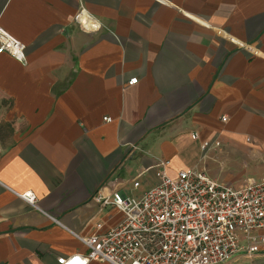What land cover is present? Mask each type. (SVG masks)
Returning <instances> with one entry per match:
<instances>
[{
  "label": "crops",
  "instance_id": "0c3cea01",
  "mask_svg": "<svg viewBox=\"0 0 264 264\" xmlns=\"http://www.w3.org/2000/svg\"><path fill=\"white\" fill-rule=\"evenodd\" d=\"M80 5L98 31L75 23ZM0 25L26 47L24 63L0 53V123L17 127L0 132V264L85 253L78 237L122 219L97 192L132 191L143 172L140 196L158 160L237 187L264 175V0H0ZM226 264H264V252Z\"/></svg>",
  "mask_w": 264,
  "mask_h": 264
},
{
  "label": "built area",
  "instance_id": "2783aa9c",
  "mask_svg": "<svg viewBox=\"0 0 264 264\" xmlns=\"http://www.w3.org/2000/svg\"><path fill=\"white\" fill-rule=\"evenodd\" d=\"M73 19L83 31L101 28L83 5ZM229 39L257 54L255 48L231 36ZM0 53L22 63L26 58L25 44L1 25ZM136 81L133 77L127 84ZM103 119L111 121L110 117ZM191 137L198 138L196 133ZM128 146L129 154L137 149L134 144ZM219 146L220 142L212 139L202 142L200 149L206 152ZM169 164V160H158L150 166L157 182L140 196L134 191L143 172L132 178V191L120 183L111 185L107 195L97 192L99 210H116L121 221L106 230L96 224L94 234L78 237L86 252L60 256L56 264H226L239 254L252 257L264 252V175L247 178L235 187L209 177L196 166L170 175L166 171ZM19 198L35 206L32 192Z\"/></svg>",
  "mask_w": 264,
  "mask_h": 264
},
{
  "label": "rangeland",
  "instance_id": "374dc122",
  "mask_svg": "<svg viewBox=\"0 0 264 264\" xmlns=\"http://www.w3.org/2000/svg\"><path fill=\"white\" fill-rule=\"evenodd\" d=\"M16 129H17V127H16L15 123H11V122L0 123V132H1L2 136H4V138H5L6 140H8L9 137H10L15 131H17ZM189 145H190V147H188L189 152H191V153H194V152L198 153L196 147H194L193 144H189ZM198 156H199V155H197V157H198ZM197 157H196V158H197ZM183 159H185V162L189 161L190 163H191L192 161H194V160H188L186 157H184ZM181 160H182V159H181ZM182 161H183V160H182ZM202 161H203L204 163H201L200 166H201V165H204L205 163L210 164V163L212 162V161L209 160V158H208V159H206V158L203 159V158H202ZM183 162H184V161H183ZM206 174L209 176V173H208L207 171H206ZM209 177H211V176H209ZM233 186H235V185H233ZM235 187H237V186H235Z\"/></svg>",
  "mask_w": 264,
  "mask_h": 264
}]
</instances>
